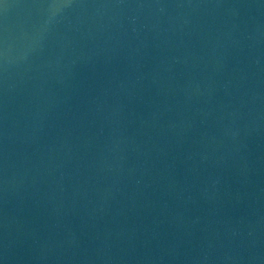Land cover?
Returning a JSON list of instances; mask_svg holds the SVG:
<instances>
[{
    "label": "water",
    "instance_id": "1",
    "mask_svg": "<svg viewBox=\"0 0 264 264\" xmlns=\"http://www.w3.org/2000/svg\"><path fill=\"white\" fill-rule=\"evenodd\" d=\"M0 264H264V0H0Z\"/></svg>",
    "mask_w": 264,
    "mask_h": 264
}]
</instances>
